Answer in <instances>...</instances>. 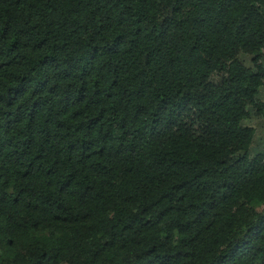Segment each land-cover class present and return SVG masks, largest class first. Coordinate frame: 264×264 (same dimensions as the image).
Listing matches in <instances>:
<instances>
[{
    "label": "trees",
    "instance_id": "16d2710c",
    "mask_svg": "<svg viewBox=\"0 0 264 264\" xmlns=\"http://www.w3.org/2000/svg\"><path fill=\"white\" fill-rule=\"evenodd\" d=\"M263 55L264 0H0V264H264Z\"/></svg>",
    "mask_w": 264,
    "mask_h": 264
},
{
    "label": "rangeland",
    "instance_id": "374dc122",
    "mask_svg": "<svg viewBox=\"0 0 264 264\" xmlns=\"http://www.w3.org/2000/svg\"><path fill=\"white\" fill-rule=\"evenodd\" d=\"M239 59L247 66L251 67L253 65V55L241 53ZM261 62L264 64V55L261 58ZM259 99L261 104L264 103V87L261 90ZM243 123L256 129L255 140L250 149V154L253 156L255 153L264 150V114L257 113V110L253 108L250 117L246 118ZM255 209L258 212H264V203L255 205Z\"/></svg>",
    "mask_w": 264,
    "mask_h": 264
}]
</instances>
